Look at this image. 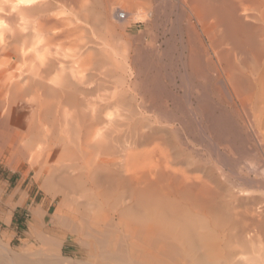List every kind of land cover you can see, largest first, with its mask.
<instances>
[{
    "label": "bare ground",
    "instance_id": "bare-ground-1",
    "mask_svg": "<svg viewBox=\"0 0 264 264\" xmlns=\"http://www.w3.org/2000/svg\"><path fill=\"white\" fill-rule=\"evenodd\" d=\"M93 1L113 18L116 0ZM84 2L0 0V114L7 109L13 127L46 126L23 159L62 205H76L69 218L79 244L65 257L47 235L33 253L0 243V264H264V0H132L136 19L182 36L184 72L166 76L156 48L122 51L112 24L98 30L102 14L78 36L83 20L72 16L88 12ZM146 59L154 92L144 90L158 109L139 124L134 66ZM109 73L124 85L105 88ZM19 109L36 115L28 121ZM14 131L2 132L9 164L21 159Z\"/></svg>",
    "mask_w": 264,
    "mask_h": 264
},
{
    "label": "rangeland",
    "instance_id": "rangeland-1",
    "mask_svg": "<svg viewBox=\"0 0 264 264\" xmlns=\"http://www.w3.org/2000/svg\"><path fill=\"white\" fill-rule=\"evenodd\" d=\"M82 1H86L84 3H87V4L89 3L88 4L89 8H92V7L96 6V7H94V9H96V12L98 11L97 10L98 8L100 10L102 8V4H101L102 2L101 1H96V2H94L93 0L92 1H90V0H82ZM126 1L127 0H124V1L123 0H121V1L120 0L119 1L116 0V2H113V5H114L113 7L114 8L117 7V8L113 12L114 14L112 13V17L113 18L111 17L112 19H110L108 21L103 17V10H102V13H101V11L97 12V13L100 14V15H98L95 12V10L92 8L93 11L99 16L98 17V16H96L95 13H93V11L91 9H90L91 10L90 11L89 8H88V12L87 11H82L81 12L82 15H81V17H79L80 15L79 16H77V15H78V13L81 14L80 13L81 10L78 11L79 9L78 10L76 9V11H78V12L76 13V15H73L75 13H72V15H73L72 17H74L75 19H81L82 18L81 20H83V22H81L79 20L81 23L80 22L79 23H75L76 25H79L78 27L75 26V28L77 27L78 30L80 28H82V26L84 25L83 23H85L84 22L85 19H87L88 22L90 21L91 24H92L91 21H93L95 19H96L95 22H97V20L100 19V16L102 14V17H101L100 20H102V21L104 20L103 22L107 21V23L109 25L112 24L111 27L114 26L113 28L116 29L117 32H119V34H117V36H116V40L118 41L117 42L118 46H119V43L122 41V43H120L121 47H122V51L124 49H125L124 51H126L127 50L126 48H129L130 45L132 46L133 49L136 48L137 45H138L137 47L142 46V47L147 48L149 50L153 49V48H156V50L158 52H160V56H161L162 62L165 63V64L164 63H162V64H164V66L168 65L167 67L165 66L166 67V70H164L165 76L168 75L169 73L172 74L173 70H174L173 73H175V72H178V73L182 72L183 73L184 71H183V67H182V63H181L182 62V55L181 54L184 53V49H183L182 41H180V38L182 36L178 32L176 33L177 35L173 34V32H172L173 29L171 27H170V30H168L169 26H170L169 24H167V27H168L167 31H164L167 28L164 24H163L164 28L161 26L158 31H155V29H153V26L151 24V20H149V22H148V20L147 21L146 20L145 21H140V20L136 19V16H137L136 13L137 12H135L136 11L135 8H132L133 7L132 6L133 5L132 0H131V3L130 2L127 3ZM92 2H94L95 4L92 3ZM98 4H100L101 6L98 5ZM98 6H100V7H98ZM120 10H123L126 13L129 14V19L127 21H125L124 23L122 21H119L118 19L115 18L116 17L115 16L116 13L118 11H120ZM90 12H92V13H90ZM93 14H94V16H93ZM75 16H77V17H75ZM93 17H94V19H93ZM169 18L170 17L166 18L165 20L163 19V21L164 22L166 21V23H167V22H169L170 19H172V21L175 20L174 17H171L170 19ZM75 19H74V21L78 22V20H75ZM100 20L98 21L99 24L96 23L97 24L96 26H97L98 30L103 32L104 29L107 30L109 28L108 27L109 25H105L106 22L103 23L102 21H101L102 23H100ZM80 24L81 25L83 24V25L81 26ZM91 24H90V27H91ZM93 25H94V23L92 24V26ZM87 27H89V26L86 24V28ZM150 27H151V29H150ZM84 30H85V28H84ZM84 30L82 29L81 33L77 31L78 32V36H79V34H81V36L84 35L85 37H87L85 32L83 34ZM106 30H104V31H106ZM151 30H153V31H151ZM154 31H155V33L157 35L156 40L154 39ZM152 32H153V34H152ZM161 32H162V35L160 34ZM118 35H120V36L123 35V36H121L122 37L121 38ZM159 35H160L161 38L159 37ZM127 38H128L129 41L126 40ZM131 41H132V43H131ZM134 42H137V43H134ZM127 44H130V45H127ZM121 47H120V49H121ZM157 47H158V49H157ZM177 47H178V49H177ZM175 48H176V51H171V50H175ZM173 54H174L175 57L173 56V58H172L171 56ZM149 56H150V54H149ZM168 56H169V58H168ZM166 57H167V59H165ZM149 58H147V59H149ZM147 59L145 61L149 62L150 60L148 61ZM180 60H181V62H180ZM171 61L172 62L174 61L173 63L175 65L173 63H171ZM142 62H144V61H142ZM142 62L140 64H137L138 66H134V72L136 73L135 75H137V72L139 73V71H140L139 75L141 74L140 77L136 76V81L140 80V82H141V83H138V81H137V83H136L137 84L136 86L139 87L140 89L136 87L137 92L134 90L133 91L134 93H132V94H134V96L131 94L134 97L133 101H134L135 107L137 108L136 111H140V109H141L140 112H142V113L136 112L135 116L133 117L134 120H136L135 123L137 122L139 124L143 122V121H141V116L145 120H146L147 117H149V118L152 117L153 118V115H152V111L153 110L152 109L156 106L155 100L153 98H151V96H150L151 94H149L150 92H152V93L154 92L153 89H151V90L149 89L150 87L151 88L153 87V84L151 82L152 81V79H151L152 76L151 75L153 74L152 64L150 62L149 63L145 62L148 65L150 64L151 65V67H150L148 65L146 66V64L145 63L143 64ZM167 62H169V63H167ZM172 64H173V66H171ZM176 64H177V66H176ZM169 66H171V69H170ZM174 66H175V68H174ZM147 67H150V68L147 69ZM176 68H179L180 71H178V69L176 71ZM146 70L148 71V73H147ZM168 70L170 72H168ZM182 73H180V74H182ZM109 74L113 76L114 73L113 74L109 73ZM117 74H119V73H115L114 74V76L116 75L115 78H117L116 79V81H118L117 83L113 82V81H115L114 76L111 78V76L108 75V77H110L111 79H114V80H110L109 79V81H108V79H106V77H104L105 78L104 79V82H105L104 85L107 84V83H108L107 85H109V86H110V84H115V85L118 84L119 85V83L124 85L123 82H125V81L120 82V80L122 78H118L120 76V74L118 75V77H117ZM148 75H149V77L151 76L150 78H148V79H151V81L147 79ZM143 78H144V80H143ZM146 79H147L148 82L150 81L149 84H148V82H146ZM178 79H179V77H178ZM106 81H107V83H106ZM110 81H111V83H109ZM142 81H145V82L142 83ZM144 84H147V86L144 85ZM107 85H105L104 87L105 88L108 87ZM145 88H146V90L149 89L148 91H150V92L144 90ZM138 91L142 92V93H138ZM144 91L148 92L150 97L146 96L148 94L145 92L146 95H143V98H142L144 100V102H143V100L140 99V97H142L141 95L144 94L143 93ZM181 91H182V89L178 92L179 95H181ZM135 93H137V94H135ZM182 94H183V91H182ZM136 95H138V97ZM135 96L137 97V99L135 98ZM144 96L146 98H144ZM148 97H149V99L151 101L153 100L152 101L153 103L152 102L149 103V100H148V102L146 100V102L149 103L150 106L149 105L147 106L145 104L146 103L145 99H147ZM154 102H155V104H154ZM142 104H144V106H142ZM151 105H152L153 108H151ZM157 107L158 106H156L155 108L158 109ZM148 109H150L152 111H148ZM5 110H7V109H4V112H1V114L3 113L4 115L0 114L1 115L0 120L1 119L3 120V117H5V115L8 113V112L5 113L6 112ZM19 110H20L21 114L24 113L23 109L22 110L19 109ZM28 112H27V114L26 113H24V114H26L25 118L26 117L29 118L28 121H30V119L33 116H35L36 114L34 112L32 113V111H30V110ZM20 113H18L19 117L21 115ZM138 113H140V114H138ZM24 114H22L21 116L24 117ZM23 117L21 119H24ZM5 118H4V120H5ZM144 119H142V120H144ZM2 120L0 122V125L2 126V128L0 126V130H1V134H2V135L0 134L2 136V138L0 136L1 139L5 140V137L8 135V133L14 131L13 129L11 130V128L15 129L14 132L15 133L17 132V135L18 134L19 135L20 134L23 135V133H26L25 136L27 134L28 135L26 137H24V139L23 138L18 139V138H20L22 136V135H20V137H19V135H18L17 141H19V142H17L18 143L17 146H18L19 152H18L17 156L15 157L17 159L21 158L20 160H16L18 165L16 164V161H14L15 163L14 162L13 163L10 162V164L8 163L9 162V158L12 156V153H11L12 150H10V147H9L11 145H9L10 142H8L9 141V137L8 136L6 137L5 143L4 142H2V143L0 142L1 143V145H0V184H3L4 187H5V188H3L2 192L0 193V243L5 245L7 248L10 249L11 252H13L15 254H19L21 252V250H24V249H29L33 253L34 251L40 250L42 247H44V245H45L44 243L47 241V236H49L48 237L49 239L50 238L51 239L55 238V240L58 241V243H59V251H61L65 257H74L75 252H77L79 250V244L75 240L76 237L73 234V231H71L72 230V224H71L72 222H71V219L69 218V216L70 215L74 216V213H72V212H74L73 209L76 208V205L73 202H72L73 204L71 202H69L68 205L67 204H65V206L62 205L61 202H62L63 198H62V196L59 193H57V191L55 192L54 190L50 189V192H52L53 195H52V193L49 195L48 194V193H50L49 190L47 191V188L45 187V184H43V178L44 177L43 178H39L38 174H37V171L34 170L33 168L31 169L30 164L23 159L25 157H29V156L33 155L34 154L33 151L36 150L37 146L40 145L43 142V139H44V134L43 133L45 132L46 126L44 127L43 124L38 123L37 125L39 127V130L37 131L36 129H34V127H33V130L30 129V127L32 128V126H30V123H28L29 125L27 124L28 127L25 126V124H23V126H25V127H23L22 125H20V126H16L15 125L13 127V125L10 126L11 123H9V122H7L5 120L7 122V124H5V122H3L4 120L3 121ZM145 120H144V122H146ZM139 121H141V122H139ZM2 123H3V125L5 127L2 125ZM6 125H7V127H6ZM8 126H9L10 129L8 128ZM16 127H18L19 129L16 128ZM26 127H27V129H26ZM5 128L6 129L8 128V130H6ZM21 128H24V129L21 130ZM2 129H3V131H2ZM25 129L28 130V131L31 130L32 131V132L30 131L31 134H29V132L27 133V131ZM18 130L21 133H19ZM35 130L41 136L36 134L34 132ZM117 131H118L119 134L116 132L114 134V137L119 139L120 137L123 136V134H122L123 132H122L121 128H120V130H117ZM2 132L4 134H7V135H4ZM33 132H34V135H36V137L33 135ZM118 135H121V136H118ZM25 138H27V139H25ZM116 138L115 139L113 138V139L116 140ZM1 139H0V141H1ZM121 139L122 138H120V140ZM114 140H112V141H114ZM2 144L5 145V146L3 147ZM31 144H33V145H31ZM7 145H9V146H7ZM115 145H117V144H115ZM15 165L18 166V167H16ZM42 173H43L42 175H45L44 172H42ZM57 212H58V214H57ZM53 215H55L54 218H53ZM35 217L37 219H35ZM69 220H70V222H68ZM33 228H34L35 231L33 230ZM48 229H49V231H48ZM45 231L48 232V233L46 234ZM68 231H69V233H68ZM62 232H64V233L62 234ZM38 233H40V234H38ZM42 234L46 237V239H44L45 237ZM39 236H43V237H39ZM58 236L59 237L62 236V238H59ZM42 244H43V246H42ZM45 247H46V245H45Z\"/></svg>",
    "mask_w": 264,
    "mask_h": 264
},
{
    "label": "built area",
    "instance_id": "built-area-1",
    "mask_svg": "<svg viewBox=\"0 0 264 264\" xmlns=\"http://www.w3.org/2000/svg\"><path fill=\"white\" fill-rule=\"evenodd\" d=\"M117 16H118V18H119L120 20H126L127 17H128L127 13H126L125 11H123V10H120V11L118 12Z\"/></svg>",
    "mask_w": 264,
    "mask_h": 264
},
{
    "label": "crops",
    "instance_id": "crops-1",
    "mask_svg": "<svg viewBox=\"0 0 264 264\" xmlns=\"http://www.w3.org/2000/svg\"><path fill=\"white\" fill-rule=\"evenodd\" d=\"M3 188H5L4 185L0 184V193L2 192Z\"/></svg>",
    "mask_w": 264,
    "mask_h": 264
}]
</instances>
